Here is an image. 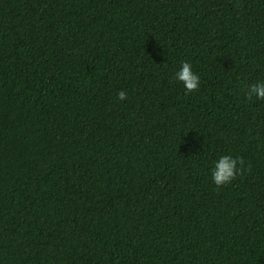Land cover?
<instances>
[{
	"label": "trees",
	"instance_id": "obj_1",
	"mask_svg": "<svg viewBox=\"0 0 264 264\" xmlns=\"http://www.w3.org/2000/svg\"><path fill=\"white\" fill-rule=\"evenodd\" d=\"M258 80L264 0H0V264H264Z\"/></svg>",
	"mask_w": 264,
	"mask_h": 264
},
{
	"label": "clouds",
	"instance_id": "obj_2",
	"mask_svg": "<svg viewBox=\"0 0 264 264\" xmlns=\"http://www.w3.org/2000/svg\"><path fill=\"white\" fill-rule=\"evenodd\" d=\"M174 79L182 83L186 95L200 86V76L193 71L192 64L186 60L181 62L179 69L174 73ZM244 95L249 100L254 97L257 101H264V80L248 85ZM117 98L121 101L125 100V91H119ZM244 170V161L240 157L225 153L211 162L210 181L216 187H224L234 181Z\"/></svg>",
	"mask_w": 264,
	"mask_h": 264
}]
</instances>
